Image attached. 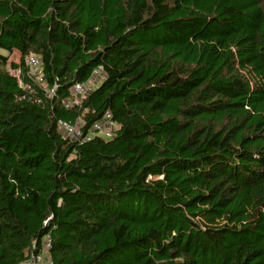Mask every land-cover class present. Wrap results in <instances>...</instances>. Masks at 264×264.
I'll return each instance as SVG.
<instances>
[{
    "label": "trees",
    "instance_id": "obj_1",
    "mask_svg": "<svg viewBox=\"0 0 264 264\" xmlns=\"http://www.w3.org/2000/svg\"><path fill=\"white\" fill-rule=\"evenodd\" d=\"M47 234L53 264H264V0H0V264Z\"/></svg>",
    "mask_w": 264,
    "mask_h": 264
},
{
    "label": "built area",
    "instance_id": "obj_2",
    "mask_svg": "<svg viewBox=\"0 0 264 264\" xmlns=\"http://www.w3.org/2000/svg\"><path fill=\"white\" fill-rule=\"evenodd\" d=\"M26 66L28 68L27 76L32 78L33 81L36 82L39 86H42L44 84V78L41 72V64L40 60L37 57L31 56L26 59ZM103 80V74L101 72V69H95L90 77V79L82 84H75L72 87V98L64 101V107L65 108H72L73 106H76L79 102V100L85 96H87L99 83H101ZM20 86L25 88V90L30 91L31 85L20 83ZM56 89V86L54 85L49 91L46 92L48 94H52ZM83 122L80 120H76L74 124H67L65 122H58V129L62 133V135L66 138H69L70 140L84 143L91 138L94 137V135H97L99 137L104 138H112L114 136L115 131V123L112 121L111 116L109 113H105L103 118L95 122L88 132L82 133ZM50 243L51 238L50 235H45L41 241L39 250L36 252H32L27 259L22 261L19 264H53L51 261L50 255H49V249H50ZM33 247L35 245L33 244Z\"/></svg>",
    "mask_w": 264,
    "mask_h": 264
},
{
    "label": "rangeland",
    "instance_id": "obj_3",
    "mask_svg": "<svg viewBox=\"0 0 264 264\" xmlns=\"http://www.w3.org/2000/svg\"><path fill=\"white\" fill-rule=\"evenodd\" d=\"M9 62H15V63H18L19 62V55L18 53H13L11 55H9V59H8ZM7 70L9 71L10 74H16V71L12 70V69H9L7 67ZM100 84V83H99ZM98 84V85H99ZM97 85V86H98Z\"/></svg>",
    "mask_w": 264,
    "mask_h": 264
}]
</instances>
